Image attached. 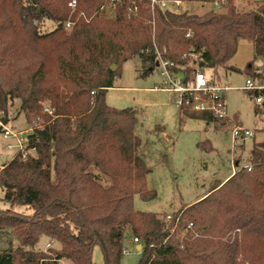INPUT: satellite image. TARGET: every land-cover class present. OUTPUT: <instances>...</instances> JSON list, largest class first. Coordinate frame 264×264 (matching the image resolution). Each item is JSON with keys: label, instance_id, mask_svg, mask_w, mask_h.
Here are the masks:
<instances>
[{"label": "trees", "instance_id": "16d2710c", "mask_svg": "<svg viewBox=\"0 0 264 264\" xmlns=\"http://www.w3.org/2000/svg\"><path fill=\"white\" fill-rule=\"evenodd\" d=\"M101 4L0 0L2 124L15 101L27 124L41 121L25 138L34 154L22 159L16 152L0 167L1 201L8 206L0 209V232L10 239L0 248V264H96V247L103 264H120L128 233L141 245L138 264H264V144L253 145L247 166L238 165L223 183L174 212L170 226L178 223L170 235L161 215L133 208L135 196L156 198L147 185L150 170L138 155L136 111L106 104L121 65L134 57L146 76L156 71L157 54L181 67L183 55L200 53L199 66L211 72L213 83L220 81L217 69L235 71L228 62L240 40L251 43L254 60L264 61V1L240 11L227 0L200 15L193 7L152 15L143 6L129 16L123 4L107 16L98 12ZM46 20L56 26L41 33ZM112 63L116 71L109 69ZM178 71L184 81L190 78L189 67ZM244 73L263 76L264 65L252 61ZM179 116L221 121L187 106ZM42 237L60 248L34 251Z\"/></svg>", "mask_w": 264, "mask_h": 264}, {"label": "rangeland", "instance_id": "374dc122", "mask_svg": "<svg viewBox=\"0 0 264 264\" xmlns=\"http://www.w3.org/2000/svg\"><path fill=\"white\" fill-rule=\"evenodd\" d=\"M259 1L264 0H243L236 4V7L240 11L248 10L254 2ZM189 8L199 15L212 9L199 3H187L184 10ZM55 26L54 22L46 20L39 26V31L47 33ZM252 61L256 67L264 65L262 58L254 60L251 43L240 40L235 55L228 62V66L235 71L216 70L217 78L220 79L219 84L230 88L225 93L228 118L218 122L187 118L181 121L179 108L174 103L175 95L149 89L163 87V78L158 74L159 71L142 76L138 57L121 65L119 76L113 83L114 88L106 92V104L117 110L130 108L136 111V135L141 141L138 155L143 158L150 170L147 176L148 188L156 192V198L148 202L135 196L134 210L156 213L164 218L165 215L173 214L198 201L216 182H221L232 170L235 171L238 165L247 166L253 145L264 144V102L257 104L254 95L239 90L243 87L246 77L244 69ZM190 66V61L185 60L184 64L177 68L183 70ZM116 70L117 66L114 71ZM205 73L211 78V72ZM18 104L19 101H15L7 114V127L11 131L33 129L40 125L41 121L38 119L27 124L23 114L17 112ZM235 126L252 131L254 137L252 139L240 137L232 143L231 132ZM25 138L26 135L23 136V139ZM9 145H16V141L12 137L4 138L3 134H0V166L10 161L17 151ZM210 148L211 150H208ZM1 199L0 189V209L8 208ZM15 210L23 214L30 212L24 207ZM133 239L134 236L130 233L125 237L123 245L126 252L120 264H138L140 251L135 248ZM9 240L8 236L0 232V248H5ZM49 242V239L42 237L33 250L48 252L60 248L56 242L47 247ZM138 245L141 246L140 243ZM93 261L96 264H103L98 247L93 251ZM59 264L70 263L62 261Z\"/></svg>", "mask_w": 264, "mask_h": 264}, {"label": "built area", "instance_id": "2783aa9c", "mask_svg": "<svg viewBox=\"0 0 264 264\" xmlns=\"http://www.w3.org/2000/svg\"><path fill=\"white\" fill-rule=\"evenodd\" d=\"M243 0H232L234 5L242 2ZM126 4L127 14L129 16H135L138 14L140 7H146L149 9L150 13L153 15L156 9L160 10H171L173 12H183L187 2L182 0H102L98 12L107 16L114 15L115 11L119 6ZM227 4V0H213L212 2H200L199 5H207L212 7V9H220ZM76 5L75 1L68 3V7L74 10ZM71 22H66L65 27L70 28ZM189 36V35H187ZM158 57V67L156 71L163 78V87L155 88V90L169 92L175 95V105L179 108V115L182 116L184 107H188L192 112L198 113H208L213 118L217 120L227 119L226 105H225V93L230 89L226 85H221L219 83H213L211 78H209L205 70L202 69L199 64L202 62L201 54L189 52L182 56V59L189 60L191 66L190 78L184 81V75L179 72L177 66L171 61H166L161 58L159 54ZM176 68V71H175ZM239 90L249 94L255 95V101L257 104L264 102V98L261 93L264 92V75L260 77H245L243 87ZM95 91L91 92L94 95ZM43 112L47 114H52V111L45 107ZM4 116L0 113V127L3 129L4 138L12 137L16 141V145L10 146V148H16L17 153L21 154L22 159H25L31 153L34 154V150H27L25 139L23 136L32 132L33 129H25L18 132L11 131L7 125H3L1 118ZM243 137L245 139H252L254 134L252 131L242 129L239 126H235L231 132L232 143L236 139ZM164 230L168 231L171 235L176 229L178 219L173 222V215L167 214L163 218ZM191 224L188 226L190 227ZM134 244H138L139 240L137 238L133 239ZM50 242L47 247L51 246ZM126 252V251H125Z\"/></svg>", "mask_w": 264, "mask_h": 264}, {"label": "crops", "instance_id": "0c3cea01", "mask_svg": "<svg viewBox=\"0 0 264 264\" xmlns=\"http://www.w3.org/2000/svg\"><path fill=\"white\" fill-rule=\"evenodd\" d=\"M155 88H156V87H154V88H149V89H150V90H155ZM142 159H143V158H142ZM1 166H2V165H1ZM1 166H0V167H1ZM234 172H235V171L232 170V171H231V174H230L229 176H227L224 180H222L221 183H223L226 179H228V178H229ZM206 193H207V192H206ZM206 193H205V194H206ZM205 194H203L200 198H202ZM134 246H135L136 249L139 248V245H138V244H134Z\"/></svg>", "mask_w": 264, "mask_h": 264}, {"label": "water", "instance_id": "95a60500", "mask_svg": "<svg viewBox=\"0 0 264 264\" xmlns=\"http://www.w3.org/2000/svg\"><path fill=\"white\" fill-rule=\"evenodd\" d=\"M115 68H116V64H115V63H112V64L110 65V67H109V69H110L111 71H114ZM137 250L140 251V250H141V246H139V248H138Z\"/></svg>", "mask_w": 264, "mask_h": 264}]
</instances>
